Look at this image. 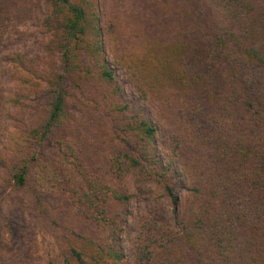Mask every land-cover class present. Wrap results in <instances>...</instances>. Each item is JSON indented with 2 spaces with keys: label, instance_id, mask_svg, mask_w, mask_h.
<instances>
[{
  "label": "trees",
  "instance_id": "trees-1",
  "mask_svg": "<svg viewBox=\"0 0 264 264\" xmlns=\"http://www.w3.org/2000/svg\"><path fill=\"white\" fill-rule=\"evenodd\" d=\"M42 1L59 63L37 59L27 93L0 97V228L18 242L32 207L57 231L44 194L66 176L89 233L66 263L122 264L129 204L150 186L181 206L177 227L144 221L132 264H264V0H155L148 63L129 69L149 110L123 96L82 3ZM35 2L0 0V40Z\"/></svg>",
  "mask_w": 264,
  "mask_h": 264
},
{
  "label": "rangeland",
  "instance_id": "rangeland-1",
  "mask_svg": "<svg viewBox=\"0 0 264 264\" xmlns=\"http://www.w3.org/2000/svg\"><path fill=\"white\" fill-rule=\"evenodd\" d=\"M78 2L85 8L88 21L93 26L102 28L98 40L102 42L107 64L115 71V81L123 88V96L137 109L149 110L132 89L131 82L135 78L129 69L137 72V69L148 63L141 57L146 49L151 48L148 40L152 34L148 31L156 23L155 0ZM35 4L37 9L30 18L10 23L3 30L0 40V97L7 98L17 94L16 92L27 93L26 82L32 77V67L37 59L49 58L50 61L54 56V63H59L58 53L51 44L55 41L54 32L45 24L46 4L42 0H36ZM91 38L92 42H96L93 36ZM31 99L38 104L35 95ZM65 179L67 181L62 187L44 194L47 206L57 218V231L41 227L32 215L33 208L25 209L24 219L28 233L22 239L15 242L9 233L0 228V264H50L54 261L67 264L65 258H68L66 252L69 247L76 244L82 247L81 243L75 244L77 235L88 236L89 233L82 229V222L76 217L79 213L72 208L67 193L70 191L71 181L66 176ZM8 195L1 200L7 202ZM180 209V205L174 206L160 197L156 189L144 187V191L129 204L130 214L122 235L126 259L122 264H132L135 238L144 221H158L176 228V210Z\"/></svg>",
  "mask_w": 264,
  "mask_h": 264
}]
</instances>
